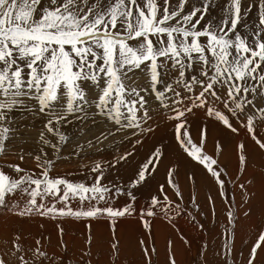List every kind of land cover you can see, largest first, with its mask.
Masks as SVG:
<instances>
[{
  "label": "snow or ice",
  "instance_id": "6c2138e0",
  "mask_svg": "<svg viewBox=\"0 0 264 264\" xmlns=\"http://www.w3.org/2000/svg\"><path fill=\"white\" fill-rule=\"evenodd\" d=\"M212 3L214 0H202L199 6L193 0H0V157L7 159L12 154L21 162L30 159L39 169H26L19 163L0 165V209L20 217L107 218L113 224L131 216L135 211L131 202L117 208L113 201L122 195L135 200L131 190L157 170L162 157L159 149L139 166L128 185L105 183L106 169L100 161L89 170L95 174L91 184L51 172L57 158H68L62 155L71 143L62 131L67 125L78 122L82 135L97 132V143L122 131L144 133L152 130L148 121L153 101L170 113L169 120L176 121L181 149L221 189L225 169L204 151L206 127L199 144L194 142L187 127L189 114L203 110L232 133L239 134L243 128L264 150V140L259 138L264 130V0H226L221 18L206 20ZM253 9L256 17L250 19ZM29 118L31 122L25 123ZM37 120L35 147L29 148L30 138L23 133L35 129ZM93 146L88 140L87 147ZM238 149L243 169L246 145L241 143ZM70 151L80 156L85 146L76 145ZM131 155L117 157L108 167L115 168ZM188 179L195 177L189 175ZM167 183L182 200L171 168ZM160 191L163 199L152 197L141 213L145 229L151 223L146 217L159 212L172 220L182 211L163 186ZM192 201L195 203L194 197ZM228 218L234 224L232 210ZM57 228L62 235L63 227L58 224ZM226 231L231 237V230ZM35 243L34 248L26 249L15 234L11 247L0 255V264H9L5 256L18 264L49 260L61 264L58 257L42 250L45 246L39 239ZM86 243L90 246L91 239ZM140 245L150 258L144 241ZM61 247H66L62 241ZM111 247L118 253V241ZM224 248L225 264H232L228 259L232 247L226 244ZM258 250H264V231L251 247L247 264H255ZM170 264H176L174 256H170Z\"/></svg>",
  "mask_w": 264,
  "mask_h": 264
},
{
  "label": "rangeland",
  "instance_id": "374dc122",
  "mask_svg": "<svg viewBox=\"0 0 264 264\" xmlns=\"http://www.w3.org/2000/svg\"><path fill=\"white\" fill-rule=\"evenodd\" d=\"M193 2L199 6L201 5L202 0H193ZM225 3L226 0H214V3H212L209 7L206 20L208 19L219 20L222 16V8ZM249 17L250 19H255L256 17L255 9L252 10V12L249 14ZM203 23L204 21H202V24ZM153 109L154 110L152 112V119L148 121V124L152 125L151 127L152 130L157 129L156 126L158 127V125L160 126V128L158 127V129H161V127H164L166 125L175 126L176 121L169 120L167 118L170 115V113L165 109L157 108L154 101H153ZM102 119H103L102 117H97L98 121ZM163 121L165 122V125H163L164 124ZM166 121L168 123H166ZM209 121H211V124H217L225 131L229 130L225 127H222L220 123H218L215 120H209ZM24 122L30 123L31 118H29V120ZM35 123H36L35 129L29 128L25 133H23L26 138H30L28 145L29 148L35 147V140L39 133L40 121L37 120ZM233 123L235 124L236 127H239V124L236 123L235 120H233ZM107 127L111 128L113 127V125L108 124ZM145 127H147V125H145ZM152 130L146 131L144 133H139V130L136 129L128 130V132L122 131L116 133L114 136H109L106 140H103L102 143H97L95 141V136L98 134L97 132H88L87 135H82L80 132V125L78 122H74L73 124L67 125L64 129H62V131H65L66 134L71 138V143H69L67 147L63 150L62 155L67 156L68 158H57L56 164L51 172V175L66 176L69 180L74 182H85L87 184H91L92 177L95 174L91 173L89 170L93 166L94 162L100 161L104 164L106 169L105 171L106 179L104 181L105 183L111 181L113 183H119L121 185H128L131 182V180H129L128 177L133 178L131 174H133V172L138 169V167L134 165V162H131L134 161V158L138 151V149H136V146H138L141 143L140 141H142L144 137L150 135L154 131ZM85 131H87V129H85ZM132 131H136L138 134L131 135ZM172 133L173 132L170 131L169 128L168 131L164 132V134L168 135L169 138H171ZM261 133L264 134V130H261ZM173 138L176 137L173 136ZM88 140L93 141V145H94L93 147L90 148L87 147ZM137 141H139V143ZM76 145L85 146V151H83L80 154V156H75L71 154L70 150H74ZM177 149L185 153L181 149V147ZM48 152L50 156H53L51 149H48ZM129 152L132 153L131 156H133L134 158L129 156L127 159L128 161H121L119 164L116 165L115 168L108 167L109 162H114L117 157L122 156L125 153H129ZM180 156L184 157L181 154ZM146 160L147 159H145V161ZM8 163H19L21 164V167H24L26 169H32L35 170L36 172H39V169L36 168L35 162L30 159H26L25 162H21L12 154H9L7 156V159H5L4 157H0V165H5ZM130 164L131 165L133 164L132 167L134 166L133 172ZM4 170L14 175V173L11 172V169L5 167ZM221 175L223 179H228L227 176L228 174H226V171ZM155 177H156V171L150 177H148V179L144 183L138 185L136 188L131 190L135 197L134 201H130L127 195H122L113 201V206L117 208L119 207L121 208L125 206L127 202L128 203L131 202L133 204V207L135 209H138L134 211L132 216H134V214L138 215V213L141 216V213H143L145 210V203L147 202L146 204H148L147 205L148 207L151 203L152 197L157 195L156 197H159L161 200L163 199V196L161 195V191H160L161 187L159 188V191L156 192V195H152L151 197L147 196L148 195L147 182H149L150 179L154 180ZM134 178H135V172H134ZM159 186H160V182L156 180L155 189H157ZM242 198L243 199L246 198V193H242ZM138 199H140L141 202L137 203L136 200ZM186 204L187 206H182V204L179 205L182 211L180 215L174 217L177 221L178 230L182 231L183 235L187 237L184 240H181L177 237V243L178 244L181 243V248H179L177 252H175L170 247H168V244L167 246L160 249L158 242L152 236L150 242L147 243L148 237L145 240L144 236L146 237V235L142 234V232L139 234L137 238H134V241L132 242V244L135 245V241H136L137 247L131 246L130 249L124 250L122 236L113 235L114 232H109L111 237L108 236L106 239L104 238L103 240L101 239L100 241L97 240V242H95V240L98 239L97 238L98 234H96V228L90 229L88 227H83L84 229L81 230L78 227H76V229L69 230L70 225H73V223L74 224L78 223L81 225L91 222L92 224V222L93 223L95 222L94 220L97 221L100 218L93 220L80 219L76 221V219H73L71 217H66L63 219L52 220L40 216L20 217L8 212L5 209H0V255H3L11 247V240L13 239L14 235L19 234L21 237V243L25 246L26 249L30 247L34 248L36 246L35 243L36 240L39 239L41 241V244L45 246L42 250L47 251L50 257L53 256L58 257L60 259L61 264H170V256H174L176 264H225V260L223 257L226 252L224 248V245L226 244L232 247V255L228 258L232 262V264H247V260L249 257L248 254L249 250L239 249V247H236V249L234 248L235 247L234 243L236 242L235 232L243 228L241 225H238L236 223L235 218H234L235 221L234 224H230L229 222H227L229 218H227L228 220H226V218H223L224 216L228 217V214H226L228 212H223V214L220 213V216H222V218H220V216L217 217L218 214H214L213 223L208 221L207 217L206 219H204L205 217L203 218L201 216L202 219L198 220L197 217H199V215L197 214H199L200 211L198 210V207L195 204H191V203H186ZM75 206L76 205L74 204L73 207ZM192 210L193 212L190 215V211ZM233 213H234V217H236L235 209ZM156 217L157 215L154 217H146V219L149 220L150 218H156ZM162 223H164V221ZM58 224L62 226L64 229L62 235L60 234L59 229L57 228ZM154 224H159V223L157 220H155L154 223H150L149 230L153 229ZM223 224H225L226 226H224ZM216 229L218 230L220 229L219 230L220 232L218 231V236L217 233H215ZM226 229L231 230V237L229 232L226 231ZM74 230L76 231L79 230V232L78 231L76 232ZM93 234L95 235V237L93 236ZM205 234L208 236H206ZM102 235L103 237H105L106 233H102ZM131 236H133V234ZM173 237H176V235L171 234L169 237L170 240L169 242H171L172 245H174L172 242ZM89 238L91 239L90 246L86 243V241ZM61 241L63 245H65L66 247H61ZM117 241H118L119 251L118 253L114 254L111 245ZM140 241L146 242L144 244L149 249L150 258H146L144 256L140 245ZM98 248L99 249L102 248V249L98 250ZM85 253H90V254L85 255ZM30 256L31 254L29 253V257ZM5 259L9 260V264H18V261H15L14 259H10L8 256H5ZM45 264H52V261L50 260L45 261Z\"/></svg>",
  "mask_w": 264,
  "mask_h": 264
},
{
  "label": "bare ground",
  "instance_id": "6f19581e",
  "mask_svg": "<svg viewBox=\"0 0 264 264\" xmlns=\"http://www.w3.org/2000/svg\"><path fill=\"white\" fill-rule=\"evenodd\" d=\"M209 120L213 119L207 117L203 110H194V114L188 115L187 127L191 137L197 144L200 142L201 130L205 127L207 128V139L205 141L204 151L208 155L217 159L218 164L223 167L226 171V174H228V179H223L225 183L222 189L219 187V185H217L215 179L210 176V174L206 169H204L202 165H199L190 157H188L186 153H183L177 149L180 146L177 143V139L173 138V136L176 137L174 125H166L161 127V129H158V127L160 128L159 125L158 127L156 126L157 129H153L154 131L152 130L153 132L150 135L144 137L142 141H140L141 143L136 146L138 151L135 158L131 156L134 158V161L131 162H134V165H136L139 169V166L145 162V159H148L152 153L155 152V150L159 149V151L162 153L161 162L156 170L155 179H150V181L147 182V196L151 197L152 195H156V192L159 191V188L163 186L165 190H168L166 192L170 200L175 201L179 205L182 204V206H187L186 203L195 204L198 207V210H200L199 214H197L199 215L197 219H202V217H205L204 219H206L207 217L208 221L211 223H213L214 214H218L217 217H219L220 213L223 214V212H229V210L234 211L235 209V215L237 218H234L236 219V223L241 225L243 228L235 232L236 242L234 243V248L236 249V247H239V249L243 250L248 249L249 254L251 247L256 242L260 232L264 231V150H261L258 147V145L245 129L241 128L242 130H240L239 134H234L229 130H223V128L219 127L217 124H211V121ZM166 123L168 122L166 121ZM163 125H165V122ZM220 125L224 127L221 123ZM168 128L173 132L171 135L172 139L169 138L168 135L164 134V132L168 131ZM259 138L264 140V134L260 132ZM241 143L246 145L247 155V164L243 169H241L238 160V145ZM217 145L220 146L219 153L217 152ZM180 154L184 157H181ZM133 167L131 168L132 172ZM170 168L173 169L175 182L180 192L183 194L182 200H179L176 197L174 190L167 183V173ZM138 169L134 171L135 174ZM134 172L131 174L133 178L128 177L129 180L135 179ZM189 175H193L195 179L189 180ZM156 180L160 182V186L157 189H155ZM240 185H244V187L241 188ZM242 193H246L248 203H245L246 198H242ZM193 197L195 198V203L192 201ZM209 198H211V201ZM136 201L137 203L141 202L140 199ZM146 203L145 209L148 205ZM192 212L193 210L190 211V215ZM245 212H249L250 214L245 216ZM165 218L166 217L159 212L156 218H150L149 221L151 223H154L155 220H157L159 223L154 224L152 230L144 228L139 213L138 215L134 214V216L131 215L118 218L114 224L106 218H100L97 221L94 220L95 222H92V224L91 222L81 225L76 223L79 226L73 223V225H70L69 230L76 229V227L81 230L84 229L83 227H88L90 229L96 228L98 239H96L95 242H97V240H103L104 238L106 239L108 236L111 237L109 232H114L113 235L122 236L124 250L130 249L131 246L137 247L136 241L135 245H133L132 242L134 241V238H137L141 232L142 234L146 235V237L144 236L145 240L148 237L147 243L150 242L152 236L158 242L160 249L167 246V244L169 247V237L171 234H175L176 237H173L172 239L174 245L171 244L170 248L177 252V250L181 248V243H177V237L181 240H184L187 237L183 235L182 231L178 230L177 221L175 218L172 220H166L167 218ZM220 218H222V216H220ZM223 218L228 220L227 216H224ZM163 221L164 223H162ZM223 225L226 226L225 224ZM219 230L216 229L215 231L217 236ZM77 231L79 232V230ZM102 233H106V236L103 237ZM132 234L133 236H131ZM93 236L95 237L94 234ZM144 243L146 242L144 241ZM101 249L98 248V250ZM255 264H264V250H258V256L255 260Z\"/></svg>",
  "mask_w": 264,
  "mask_h": 264
}]
</instances>
